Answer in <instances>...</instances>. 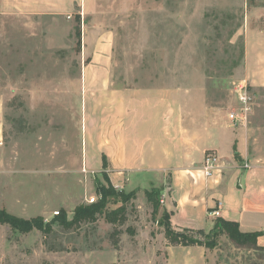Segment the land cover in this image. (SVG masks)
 Instances as JSON below:
<instances>
[{
  "label": "rangeland",
  "instance_id": "1",
  "mask_svg": "<svg viewBox=\"0 0 264 264\" xmlns=\"http://www.w3.org/2000/svg\"><path fill=\"white\" fill-rule=\"evenodd\" d=\"M79 5L69 19L0 15V210L45 227L100 201L99 187L123 197L108 198L95 222L71 229L54 223L46 233H19L0 224V264H264V249L232 241L216 218L206 217L203 227L175 228L165 208L171 196L144 181L118 185L107 168L87 165L81 85L92 44L108 35L112 87L180 88L185 109H198L196 119L207 111L213 126L232 132L264 124V85L255 79L264 63V0ZM243 80L251 112L245 126L234 127L227 113ZM150 191L157 208L147 200ZM120 207L124 221L109 223L105 215ZM166 223L202 245L170 244Z\"/></svg>",
  "mask_w": 264,
  "mask_h": 264
},
{
  "label": "crops",
  "instance_id": "2",
  "mask_svg": "<svg viewBox=\"0 0 264 264\" xmlns=\"http://www.w3.org/2000/svg\"><path fill=\"white\" fill-rule=\"evenodd\" d=\"M79 1L0 0V15L72 16ZM90 52L81 77L86 164L107 168L118 185L123 179L144 181L171 196L165 208L175 228L203 227L206 217L217 218L210 213L220 203L218 218L241 233H257L256 247L264 249V124L232 132L213 126L207 111L196 119L198 109H185L180 88L112 87L111 38L93 43ZM257 67L255 79L264 85V63ZM208 151L221 158L210 179L201 172Z\"/></svg>",
  "mask_w": 264,
  "mask_h": 264
},
{
  "label": "trees",
  "instance_id": "3",
  "mask_svg": "<svg viewBox=\"0 0 264 264\" xmlns=\"http://www.w3.org/2000/svg\"><path fill=\"white\" fill-rule=\"evenodd\" d=\"M106 158L102 157V167L106 168ZM100 201L90 204L84 207L79 208L73 215L71 220H66L65 217H56L51 222L47 223L45 227L42 225L41 221L38 219L24 220L22 218H17L11 214L0 210V224H7L11 229L18 231L19 233H27L32 229L36 228L40 231L46 233L50 230V227L57 223L64 229H71L79 226L81 223H93L96 221L97 217L103 214L106 200L110 197L117 196L120 199L123 197L122 194H115L110 189H104L99 187ZM155 192L150 191L146 193L148 201H152L153 207L157 208L158 201L155 197ZM157 196V195H156ZM122 202V201H121ZM106 220L109 223H116L118 221H124L123 207L109 211L105 215ZM166 218V217H165ZM217 225L221 226L220 229L223 230L226 235L232 241L243 244H249L252 247H256V238L258 237L257 233H241L238 230V226L232 222L224 221L221 218H216ZM45 229V230H44ZM220 230V231H221ZM165 238L172 245H183V246H195L202 245L200 240L193 239L187 236L184 232H175L172 228L166 223L165 226ZM205 247L212 248V244L209 241H204Z\"/></svg>",
  "mask_w": 264,
  "mask_h": 264
},
{
  "label": "built area",
  "instance_id": "4",
  "mask_svg": "<svg viewBox=\"0 0 264 264\" xmlns=\"http://www.w3.org/2000/svg\"><path fill=\"white\" fill-rule=\"evenodd\" d=\"M67 19L70 16H66ZM233 97L236 101V107L230 109L227 113V120L229 123L234 126H245L248 123V118L251 112V97L248 92L247 83L239 81L236 84V88L233 90ZM221 158L217 155L216 152L210 151L204 155L201 164V172L206 179H210L220 168ZM93 199L90 200V203H93ZM162 202V201H161ZM218 203L217 209L210 213V216L218 217L219 216V207Z\"/></svg>",
  "mask_w": 264,
  "mask_h": 264
}]
</instances>
